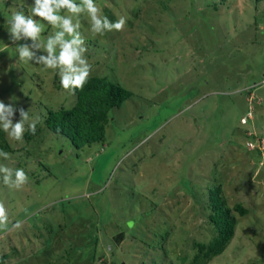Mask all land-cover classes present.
I'll use <instances>...</instances> for the list:
<instances>
[{
	"label": "rangeland",
	"instance_id": "obj_1",
	"mask_svg": "<svg viewBox=\"0 0 264 264\" xmlns=\"http://www.w3.org/2000/svg\"><path fill=\"white\" fill-rule=\"evenodd\" d=\"M96 2L127 23L93 34L81 15L91 76L131 97L109 112L102 142L75 149L43 124L74 94L58 69L20 61L25 41L7 30L13 3L28 15L34 0H0V100L15 97L40 128L23 141L2 130L10 158L0 164L29 181L15 189L0 177L9 223L23 221L0 232V264H193L195 243L214 235L205 206L219 183L228 205L249 213L236 214L233 238L206 264H264V2ZM41 23L42 37L54 34Z\"/></svg>",
	"mask_w": 264,
	"mask_h": 264
},
{
	"label": "clouds",
	"instance_id": "obj_2",
	"mask_svg": "<svg viewBox=\"0 0 264 264\" xmlns=\"http://www.w3.org/2000/svg\"><path fill=\"white\" fill-rule=\"evenodd\" d=\"M9 11L10 19L6 20V24L10 39L14 44L25 41L15 47L19 60L43 65L45 69H58L61 86L73 94L75 90L83 89L92 72V65L86 57L88 49L81 31V15L86 14L89 18L93 34L122 31L127 23L123 16L115 22L110 20L96 0H79V3L77 0H34L31 14L17 10L14 3ZM41 21L56 29L53 35L42 37L44 24ZM15 99L10 97L7 104L0 100V130L12 140L23 141L25 131L35 135L36 120L30 117L31 110L17 108ZM17 112L19 120L14 122ZM0 158L8 160L10 153L0 150ZM0 177L5 185L15 189H20L29 181L22 168L12 169L5 164H0ZM22 224V220L10 224L6 206L0 202V232L19 229ZM133 226L134 222L129 221V227Z\"/></svg>",
	"mask_w": 264,
	"mask_h": 264
},
{
	"label": "trees",
	"instance_id": "obj_3",
	"mask_svg": "<svg viewBox=\"0 0 264 264\" xmlns=\"http://www.w3.org/2000/svg\"><path fill=\"white\" fill-rule=\"evenodd\" d=\"M255 1L264 2V0ZM74 97L75 101L71 108L47 109L43 124L50 132L66 137L75 149H81L104 140L105 127L110 120L109 112L119 108L129 99L131 92L107 77L90 76L82 90H75ZM239 123L246 126L240 120ZM246 130L248 129L244 130L245 134ZM39 131L40 128L36 129V133ZM31 135L32 133L27 131L24 136L31 138ZM0 150L5 152L10 150L2 130H0ZM255 150L256 159L259 160L260 151ZM205 207L210 211L208 219L214 235L207 243H195L198 252L192 258L193 264H206L211 258L222 254L234 236L237 225L236 214L245 216L249 213V209L243 204L237 203L233 208L228 205L222 195L220 183L208 190V203ZM120 234L115 236V241L119 242L123 236ZM97 240L98 236L93 237L90 245L93 246ZM4 258L3 256L1 263L4 262Z\"/></svg>",
	"mask_w": 264,
	"mask_h": 264
},
{
	"label": "built area",
	"instance_id": "obj_4",
	"mask_svg": "<svg viewBox=\"0 0 264 264\" xmlns=\"http://www.w3.org/2000/svg\"><path fill=\"white\" fill-rule=\"evenodd\" d=\"M245 120H246V119H245V118H243V119H242V122H245Z\"/></svg>",
	"mask_w": 264,
	"mask_h": 264
}]
</instances>
